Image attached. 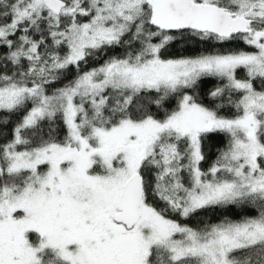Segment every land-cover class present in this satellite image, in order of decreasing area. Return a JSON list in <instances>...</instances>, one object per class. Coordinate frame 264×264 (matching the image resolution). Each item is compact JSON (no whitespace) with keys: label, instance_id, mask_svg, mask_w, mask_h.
<instances>
[{"label":"snow or ice","instance_id":"obj_1","mask_svg":"<svg viewBox=\"0 0 264 264\" xmlns=\"http://www.w3.org/2000/svg\"><path fill=\"white\" fill-rule=\"evenodd\" d=\"M0 264H264V0H0Z\"/></svg>","mask_w":264,"mask_h":264},{"label":"trees","instance_id":"obj_2","mask_svg":"<svg viewBox=\"0 0 264 264\" xmlns=\"http://www.w3.org/2000/svg\"><path fill=\"white\" fill-rule=\"evenodd\" d=\"M239 47H241V48H243V49H245V50H248V51H253V49L248 48L246 45H243L242 43L239 45ZM92 66H95V65H94V64H89V65H88V67H92ZM240 75H243V73L241 72ZM216 83H217V81H215V80L208 81V82L205 84V86H204V87H205V90H207V88H209V87H212V86L215 85ZM6 134H7V135H10V133H6ZM64 134H65V130L63 129V126H61V131H60V135H61V137H62ZM223 139H224V138L221 137L220 146H223ZM212 159H214V154H213V156L209 157V159H208L207 161H205V162L202 164V167L207 168V167L210 165ZM161 206H162V205H161ZM217 219H218L217 217H213V218H212V222H216ZM192 224H193V226H195V222H194V221L192 222Z\"/></svg>","mask_w":264,"mask_h":264}]
</instances>
